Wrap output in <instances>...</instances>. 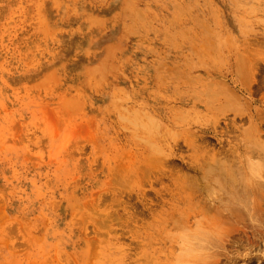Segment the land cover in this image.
<instances>
[{"label":"rangeland","instance_id":"374dc122","mask_svg":"<svg viewBox=\"0 0 264 264\" xmlns=\"http://www.w3.org/2000/svg\"><path fill=\"white\" fill-rule=\"evenodd\" d=\"M263 197L264 0H0V264H264Z\"/></svg>","mask_w":264,"mask_h":264},{"label":"bare ground","instance_id":"6f19581e","mask_svg":"<svg viewBox=\"0 0 264 264\" xmlns=\"http://www.w3.org/2000/svg\"><path fill=\"white\" fill-rule=\"evenodd\" d=\"M231 96H232V95H231ZM233 97H234V96H233ZM218 101H219V100H218ZM234 101H235V100H234ZM220 102H221V101H220ZM228 102H229V101H228ZM233 103H234V102H233ZM223 104H225V103H223ZM226 104H227V103H226ZM229 104H230V102H229ZM235 104H236V103H235ZM217 105H219V104H217ZM220 105H221V104H220ZM220 107H221V106H220ZM221 108H222V107H221ZM228 108H230V107L228 106ZM228 108H226V109H227V110H230V109H228ZM216 109H219V107L216 108ZM216 109H215V110H216ZM222 109H224V108H222ZM231 110H234V109H231ZM223 113H224V112H223ZM254 128H255V127H254ZM251 130H252V129H251ZM255 134H256V133H255ZM244 135H245V134H243V136H244ZM245 136H248V135H245ZM249 136H250V135H249ZM228 149H229V147H228ZM228 149H226V150H228ZM237 149H238V148H237ZM235 150H236V149H235ZM245 150H246V149H245ZM250 150H251V149H250ZM221 151H222V150H221ZM221 151H220V152H221ZM237 151H238V150H237ZM246 151H247V150H246ZM222 152H223V151H222ZM224 152H225V151H224ZM224 152H223V154H224ZM227 152H228V151H227ZM250 152H251V153H254V152H252V151H250ZM228 153H229V152H228ZM228 153H227V154H228ZM231 153L233 154L232 151L230 152V155H232ZM234 153H236V152L234 151ZM251 153H250V155L252 156ZM255 153H256V152H255ZM215 154H216V153H215ZM215 154H212V155H215ZM220 154H221V153H220ZM225 154H226V153H225ZM247 154H249V153H247ZM216 155H218V154H216ZM233 155H234V154H233ZM238 155H239V154H238ZM213 157H214V156H213ZM233 157H234V156H233ZM236 157H238V156H236ZM247 157H248V156H247ZM239 158H240V157H239ZM212 159H214V158H212ZM234 159H236V158H234ZM240 159H241V158H240ZM236 160H237V159H236ZM239 162H240V161H239ZM239 162L237 161V163H239ZM241 162H243V161H241ZM239 164H240V163H239ZM240 166H241V164H240ZM239 168H240V167H239ZM241 168H242V167H241ZM241 168H240V169H241ZM208 169H209V168H208ZM240 169H239V170H240ZM211 170H213V169H211ZM239 170H237V168H236V171H237V172H238ZM204 171H205V173H203L204 175H205V174H208L207 170H204ZM209 173H210V172H209ZM238 174H239V172H238ZM202 176H203V175H202ZM209 176L211 177V174H210ZM227 176H229V175L227 174ZM203 178H204V177H203ZM208 178H209V177H208ZM208 178H206V179L208 180ZM204 179H205V178H204ZM209 179H212V178H209ZM213 180H215V178H214ZM209 181H211V180H209ZM215 181H216V180H215ZM215 181H214V183H217V181H216V182H215ZM203 182H204L205 185H206V182H205V181H203ZM212 182H213V181H212ZM238 182H239L238 185H240V181H237V183H238ZM204 183H203V187H206V186L209 187L208 185L204 186ZM207 184H208V183H207ZM248 184H249V183H248ZM199 185H200V184H199ZM199 185H198V186H199ZM209 185H210V183H209ZM221 185H223V184H221ZM233 185H234V184H233ZM236 185H237V184H236ZM250 185H251V184H250ZM260 185H261V184H259L258 186H260ZM198 186H197V187H198ZM216 186H220V184L218 183ZM231 186H232V185H231ZM254 186H255V185H254ZM197 187L195 186V188H194L193 191H195V189H196ZM201 187H202V186H201ZM203 187H202V188H203ZM211 187H212V186H211ZM220 187H221V186H220ZM222 187H223V186H222ZM222 187H221V189H222ZM235 187H236V186H235ZM198 188H199V187H198ZM198 188H197V189H198ZM216 188H217V187H216ZM238 188H239V187H238ZM249 188H251V187H249ZM252 188H253V186H252ZM211 189H212V188H211ZM218 189L220 190L219 187H218ZM227 189H228V187H227ZM229 189H232V192H231V193L229 192V195H227L228 199L231 198L232 200H235V198L233 199L232 197H236V196H237V192L235 191V189H237V188L229 187ZM261 189H263V188L260 187V190H261ZM199 190H200V189H199ZM201 190H202V189H201ZM203 190H204V188H203ZM209 190H210V188H209ZM224 190H225V189H222V192H223ZM250 190H251V189H250ZM204 191H205V190H204ZM204 191H203V192H204ZM220 191H221V190H220ZM226 191H228V190H226ZM230 191H231V190H230ZM241 191H242V187H241ZM253 191H254V190H253ZM253 191H252V192H253ZM191 192H192V191H191ZM200 192H201V191H200ZM200 192H199V193H200ZM203 192H202V193H203ZM206 192H207V191H205V193H206ZM224 192H225V191H224ZM247 192H249V191H247ZM195 193L198 194V193H197V190H196ZM224 194H226V192L223 193V195H224ZM238 194H239V193H238ZM241 194H242V193H241ZM245 194L249 195L248 193H245ZM259 194H260V192H259ZM247 195H246V197H247ZM256 195H257V194H256ZM249 196H250V195H249ZM251 196H253V195H251ZM262 196H263V195H262ZM188 197H189V196H188ZM188 197H187V198H188ZM223 197H225V196H223ZM241 197H243V195H242ZM254 197H255V194H254V196H253V199H254ZM256 197H257V196H256ZM256 197H255V198H256ZM258 197H259V196H258ZM248 198L250 199L251 197H248ZM218 199L221 200V198H218ZM249 199H246V200L243 201V202L246 203V201L248 202ZM251 199H252V198H251ZM253 199H252V201H253ZM263 199H264V197H263ZM254 200H255V199H254ZM189 201H190V200H189ZM224 201H225V200H224ZM259 201H260V199L258 200V203H259V205H261L260 207H262V204H260ZM187 202H188V201H187ZM190 202H191V201H190ZM217 202H218V201H217ZM221 202H222V201H221ZM221 202L219 201V203H220V204L218 203L219 206L221 205ZM222 203H223L222 206H224L225 203H224V202H222ZM252 203H253V202H252ZM252 203H251V205H252ZM261 203H262V202H261ZM215 204H216V203H215ZM249 204H250V203H249ZM255 204H256V203H254V205H255ZM216 205H217V204H216ZM213 206H215V205L213 204ZM226 206L228 207L227 204H226ZM252 206H253V205H252ZM257 206H258V205H257ZM187 207H188V205H187ZM187 207H186V208H187ZM198 207H199V206H198ZM211 207H212V206H211ZM229 207H230V206H229ZM248 207H249V205H248ZM255 207H256V205H255ZM195 208H197V207H195ZM195 208H193V209H195ZM214 208H215V207H214ZM220 208H221V207H220ZM251 208H252V207L250 206V209H251ZM262 208H263V207H262ZM190 209H191V206H190ZM190 209H189L188 212H190ZM198 209H199V208H198ZM218 209H219V208H218V206H217V209H215V211H216V210L218 211ZM248 209H249V208H247V210H248ZM253 209H254V208H253ZM253 209H252V210H253ZM182 210H183V209H182ZM263 210H264V209H263ZM191 211H192V210H191ZM193 211H194V210H193ZM213 211H214V210H213ZM217 211H216V212H217ZM223 211H224V210H223ZM228 211H229V210H228ZM243 211H244V210H243ZM261 211H262V210H261ZM261 211H260V212H261ZM194 212H195V211H194ZM197 212H198V211H197ZM216 212H215L214 214H217L219 211H218L217 213H216ZM251 212H252V211H251ZM191 213H192V212H191ZM199 213H200V212H199ZM224 213H225V212H224ZM252 213H253V212H252ZM252 213H251V214H252ZM192 214H193V213H192ZM252 215L254 216V214H252ZM215 216H216V215H215ZM216 217H219V215L216 216ZM221 222H222V221H221ZM199 231H200V230H198V232H199ZM201 232H202V231H201ZM201 232H200V234H201ZM255 232H256V231H255ZM258 233H262L261 235L264 234L263 232H258ZM258 233H257V234H258ZM195 234H197V231H195ZM195 234H194V232H193V235H192V233H191V237H190V234H186V236L183 237V235H184V234H183L182 237H183L184 240H187V239H188L187 237H189L190 239H191L192 237H193V239H194V238L197 239V238H196L197 235L195 236ZM200 234H198V235H200ZM187 235H188V236H187ZM261 235H260V236H261ZM199 237H200V236H199ZM261 237H264V236H261ZM186 238H187V239H186ZM182 243H183V242H182ZM182 243H181V244H182ZM184 246L186 247V244H185ZM182 247H183V245H182ZM185 247L183 248V249H184V250H183L184 253H183L182 251L180 252V254L183 253V256L180 255L181 259H182V257H184L185 255H186V257H187V255L190 254V253H188L187 251H190V252H191V250H188V249H186ZM185 249L187 250V251H186L187 254H185V253H186V252H185ZM190 249H191V248H190ZM199 249H200V253H198V252H199L198 250L195 249V250H196V251H195V250L192 249V251H195V252H196V254H193V253H195V252H192V253H191V255H192V254L194 255V256H192V261H193V259H195V260L198 259V260H199V257L205 255V254L203 253V249H201V248H199ZM181 250H182V249H181ZM201 252H202V253H201ZM197 253H198V254H197ZM205 253H206V252H205ZM200 254H203V255H200ZM197 255H198L199 257H198ZM195 256H197L198 258L195 257ZM204 257H206V255H205ZM212 257H213V256H212ZM184 258H185V257H184ZM190 258H191V257H190ZM201 258H202V259H201ZM201 258H200V259H201L200 261L197 260V263H198V262H200V263L202 262L203 257H201ZM207 258L209 259V258H211V257L209 256V257H206L205 259L207 260ZM213 258H214V257H213ZM186 259H188V258H186ZM215 259H216V258H215ZM215 259H214V260H215ZM182 260H183V259H182ZM189 260H190V259H189ZM203 261H204V263L207 264V261H205V260H203ZM208 261H209V260H208ZM182 262H183V261H182ZM210 262H214V261L211 260ZM210 262H208V263H210ZM172 263H173V262H172ZM182 264H184V263H182ZM186 264H187V263H186ZM190 264H191V263H190ZM193 264H194V263H193ZM195 264H196V262H195ZM198 264H199V263H198ZM202 264H203V263H202ZM216 264H217V263H216ZM218 264H219V263H218Z\"/></svg>","mask_w":264,"mask_h":264}]
</instances>
